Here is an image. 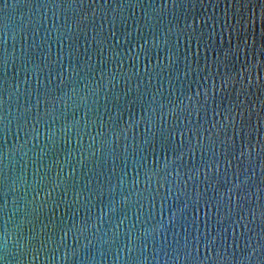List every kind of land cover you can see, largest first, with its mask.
I'll use <instances>...</instances> for the list:
<instances>
[{
    "label": "water",
    "instance_id": "1",
    "mask_svg": "<svg viewBox=\"0 0 264 264\" xmlns=\"http://www.w3.org/2000/svg\"><path fill=\"white\" fill-rule=\"evenodd\" d=\"M0 264H264V0H0Z\"/></svg>",
    "mask_w": 264,
    "mask_h": 264
}]
</instances>
